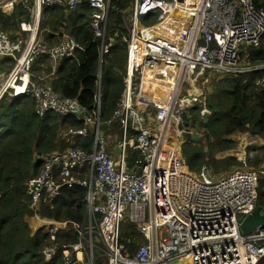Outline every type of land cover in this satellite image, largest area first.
<instances>
[{
  "label": "built area",
  "instance_id": "2783aa9c",
  "mask_svg": "<svg viewBox=\"0 0 264 264\" xmlns=\"http://www.w3.org/2000/svg\"><path fill=\"white\" fill-rule=\"evenodd\" d=\"M85 1L93 12V42L103 40V56L113 45L105 42L110 0H0V10L15 3L29 13V19L19 23L20 37L0 30V58L12 60L10 68L0 67V106L5 98L30 93L40 116L55 111L83 118L82 127L62 130L66 140L88 135L89 125L94 128L92 151L72 146L53 153L42 172L26 182L32 206L50 203L64 187L87 189L88 224L71 226L81 240L44 246L45 261H52L63 247V264H96L101 255L107 264H258L264 259V227L248 235L241 230L243 219L257 208L256 172L235 170L215 180L201 178L174 164L175 157L166 155V149L190 129L186 113L205 105L200 95L181 90V81L206 71L239 74L264 68V62L241 60V51L263 47L264 0L259 5L256 0H133L124 19L129 33L124 88L108 121L118 120L122 128L118 158L107 149L100 130V93L87 117L78 98L62 96L45 82L47 76L33 71L36 59L48 55L53 61L50 75L57 78L58 64L84 50L71 34L43 28V23L49 19L46 7L68 11ZM151 14L157 15V25L141 26L140 17ZM159 25L170 34L156 33ZM163 65L170 87L159 98L149 83L154 75L149 79L145 72ZM257 85L264 86V77ZM129 148L140 157L132 169L127 166ZM124 220L137 224L146 237L133 252L121 240ZM58 229L54 225L48 231Z\"/></svg>",
  "mask_w": 264,
  "mask_h": 264
},
{
  "label": "trees",
  "instance_id": "16d2710c",
  "mask_svg": "<svg viewBox=\"0 0 264 264\" xmlns=\"http://www.w3.org/2000/svg\"><path fill=\"white\" fill-rule=\"evenodd\" d=\"M263 0H256L259 2ZM264 2V1H263ZM131 0H111L108 33L115 37V44L103 61L102 91L104 103L101 107V121L107 123L113 118L117 102L124 87L123 78L127 70V44L122 36L127 34L122 27L123 14L130 9ZM20 10L23 6H19ZM8 16L0 12V28L7 29L10 24L17 25L20 16ZM49 12L47 24L56 31H67L82 42L84 50L77 54L74 62L65 61L58 69V79L50 78L56 90L67 98H78L82 107L90 114L94 112L98 84V66L100 52L93 42V34L85 18L90 11L85 3L80 9L65 12L63 9L46 7ZM63 21H68L64 26ZM79 22V23H78ZM50 39V36L47 37ZM247 60V58H246ZM249 60H264V45L261 50L250 51ZM264 75V74H263ZM215 87L208 95L207 106L210 113L205 120L198 118L195 107L186 115V123L191 128L204 131L200 139L191 138L190 131L185 135L182 145L183 161L191 171L200 172L207 165L215 171H231L232 167L244 166L236 157L218 158L216 153L229 149L235 141L229 136L234 132L249 127L253 134L264 137V86L255 84L257 74L250 76H216ZM248 78V79H247ZM245 79H247L245 81ZM20 100V99H19ZM3 99L0 109V264H62L63 247L55 258L45 261L41 249L50 243H76L75 233H50L44 229L32 232L26 216L41 214L56 220L84 222V206L87 189L75 185L64 187L56 199L50 203L32 206L26 182L39 174L43 161L36 160L38 155L49 156L57 150L63 151L69 146H85L91 151L90 136L78 135L74 144L65 143L59 138V131L67 127H82L84 120L79 115L61 116L53 111L40 116L35 111V100L30 96L16 101ZM193 111V112H192ZM11 112V114H9ZM193 115V119L190 115ZM11 115V116H10ZM111 129L119 130L120 122L114 120ZM107 128V126H105ZM176 151L178 150L175 149ZM256 153L254 158L249 155ZM248 165L259 167L264 163V144L248 147ZM177 165V158H175ZM258 206L264 207V178L259 181ZM121 240L128 251H135L146 242V237L138 231L137 224L124 220L121 224ZM96 264H107V258L97 256ZM258 264H264L261 259Z\"/></svg>",
  "mask_w": 264,
  "mask_h": 264
},
{
  "label": "crops",
  "instance_id": "0c3cea01",
  "mask_svg": "<svg viewBox=\"0 0 264 264\" xmlns=\"http://www.w3.org/2000/svg\"><path fill=\"white\" fill-rule=\"evenodd\" d=\"M85 3L88 4V2L85 1L82 4H79L78 6H76L74 9H71V10H68V11H65L63 8H60V7H55V8H60V9H63L65 12H70V11H75V10L80 9ZM14 4L15 3H13V4H11V5L7 6V7H5L4 9H1L0 12L6 14L8 16L17 15V13H18V7L19 6H23V5L22 4H15L14 5ZM132 5H133V0H131L130 9L128 11H126V13L123 14V22H122L121 25L124 28H126V26L124 25V19L129 17L130 10H131ZM51 7H54V6H51ZM88 7H89L90 11L88 12V14L86 16L85 21L89 24L90 29H91V32L93 34L92 27H91V16H92L93 12H92V9L90 8L89 4H88ZM19 11H20L19 14L20 13L21 14L16 19L17 25L10 24L7 29L0 28L1 31L2 30L3 31H6L7 33H9L10 35H12L13 37H20L21 33H20L19 23L24 18L25 19H29V13H28V10L24 8V6H23V8H21V10H20V7H19ZM110 11H111V0L109 2V13H110ZM141 17L144 18V19H146V21L148 23H143L141 21ZM141 17L139 19L140 20L139 22H140V25L141 26H143V27H150V26H156L157 25V15L156 14H151V15H146V16H141ZM68 23H69L68 21H63L64 26L68 25ZM109 25H110V21L108 19V25H107V29H106L105 42L106 43H109L110 41H112V44H113L111 46V48H112L114 46V44H115V41H116L115 40V37L116 36L109 35V33H108ZM44 27L53 28V27H51V26H49L47 24V21L46 20L43 23V28ZM159 30L162 31V33L165 34V35L170 34V32L168 33L167 29H165V25H159L157 27V29H156V33H159ZM126 31H127V34H124L122 36V38H123L124 41H125V38L129 34L127 28H126ZM64 32L65 33H69V32H67L65 30H64ZM93 38H94V34H93ZM52 39H53V36L50 35V39H48V40L51 41ZM80 43L82 44V42H80ZM102 43H103V40H101V39L96 42V45H98V49H99V52H100V56H99V66H98V71H97L98 72V79H99L98 84H97V94L100 93V95L102 96V105H103V103H104V94H103V91H102L103 90L102 89L103 61H104L105 56L107 54H109L110 52L107 53V54H104L103 56L101 55L100 47H101ZM263 45H264V40L262 42V46ZM111 48H110V51H111ZM250 51L255 52V51L250 50V49H248V51H244V50L241 51V60L242 61H244L246 63H249V64H252V65H259V64H261V63L264 62V60L257 61V62H254V61L249 60ZM77 54H76V56L73 59H67L66 61H69L70 63L71 62H74L76 60V58H77ZM127 58H128V55H127ZM246 58H247V60H246ZM11 62H12V60L5 59V58H0V67H3V65H4L5 68L6 67L10 68L11 67ZM62 63L63 62H60L58 64L57 68H56V76H57V78H55V77H53V76L50 75V73L52 71V64H53L52 59L48 55H40L36 59V61L34 63L33 71L35 73L41 74L43 76H47L45 82H49V83H51L53 85V83H52V81H51L50 78H53L55 80L58 79V72H59L58 69H59V67H60V65ZM165 67H166V65H163L161 68H159L156 71H153V70L152 71H149V74L148 75L145 72L146 76L149 79H150V76L151 75H154L155 78H153L152 80H149V83H150V85L153 88L157 89L159 98H162L164 96V93L167 92V90L170 87V84L167 81H165V79L163 78L164 74L162 72L164 71V68ZM126 72H127V70H126ZM213 74L216 75V76H219V78H221L220 76H225V75H231L230 77H236L238 75L250 76V75H253V74H257V77L255 79V84L257 85V81L260 78L264 77V75H263L264 74V68L263 69H259L258 71H255V72L239 73V74H226V73H221L219 71H216V72H214V71H212V72L211 71H206L205 74H199L197 76H189V77H187L188 79H184L183 81H181V90L187 91V92H190V93H195V94H198V95H200V94L206 95L205 97H203L202 95H200L202 98H204L205 105H202L201 104V105L194 106L196 110L198 108H200V110L198 111V118L200 120L201 119L202 120H205L206 117H207V115L210 113V109L207 106V99H208L209 93H211L213 91V89H214L212 87V85H211V82L213 83V81L216 80L215 77L213 76ZM125 76H126V74H125ZM125 76H124V78H125ZM124 78H123V82H124ZM247 79H245V81ZM201 83H202L201 86H199V87L196 86V84L200 85ZM202 86L204 87V90H203ZM53 87H54V85H53ZM54 89L56 90L55 87H54ZM197 90H200L199 91L200 94L197 92ZM97 94H96V96H97ZM24 96H26V95H21V100L24 99ZM30 98L33 100V96H30ZM14 99L15 98H8L9 101H14ZM95 102H96V99H95ZM102 105H101V107H102ZM13 106H14V104H13ZM204 107H205V109H207L206 112H203L202 111ZM0 109H1V106H0ZM14 109H16V103H15V106L13 108V112H14ZM35 111L37 113V104H35ZM53 112H55V111H53ZM55 113H57V112H55ZM189 113H191L190 110L188 111V113H186V115L189 114ZM9 114H11V112ZM186 115H185V119H186ZM190 116H191L192 120H194L193 119V115L191 114ZM199 119H197V121H196V124H197L196 127L192 128L193 130L196 131V133L192 134V132L190 131V129H191V126H190V129L187 130L183 134V138L182 139H180V140L179 139L178 140L175 139L173 141V142L176 141L177 144L176 143L175 144L174 143H171L170 145L167 146L166 155H170V153H172L173 157L177 158V164H179V167H181V169H186V170H188V171H190L192 173L200 174L201 178H209V179L215 180V179H218L221 176V174L223 175V173L224 174H227V173H230V172H234L235 170H248V169H242V167L239 166V167H232L233 170H231L229 172H227V171H215L210 165L205 166L203 168V170H201L198 173L190 170L189 166L186 163H184V161H183V153H182V147L181 146L185 142V135L188 133V131H190L191 138L200 139L201 137H203L204 131L199 129V124H200V120ZM113 124H114V122L112 124H108V121H107V123L105 124V123H102V121H101L100 130H101V132L103 133V135L106 138L107 149L109 150V152L113 156H115L116 158H118L119 153H120L119 143H120V140L122 138V128H121V125H120L121 133H120L119 130H116L115 131V130L111 129V127H112ZM102 125H104V127L107 126V128L105 127L104 129H101V126ZM0 127H1V122H0ZM87 128L91 132L88 135H86V136H84V135H82V136L83 137H89L90 136L89 145L86 146V147H90L91 148V151H92V149H93V143H94V135L92 134V131L94 130V128L91 125H89ZM63 129L64 128H62L59 131V138L62 139V140H64L65 143L74 144L76 138L73 141H69V140H66L65 138L62 137V130ZM243 132H248L251 137H253L255 139H261L264 142V137L261 136V135L253 134L249 127H244L243 129L234 132L229 137L231 139H233V140H235L234 137L235 138H242V140H243L245 136L243 137V134L239 136V134H241ZM134 135L135 134L133 133V136ZM235 142L236 143H235V145L233 147H231L229 149H225V150H221V151L217 152L216 153V157H218V158L236 157L239 161L246 162V160H247V152L246 151H243V152L241 151V152H236V153L235 152L234 153H230V151L234 150V148H237V146H238V142L236 140H235ZM69 147H71V146H69ZM69 147H67L63 151L67 150ZM79 147H83L84 148L85 146H82L81 145ZM177 148H178V150L176 151L175 149H177ZM63 151L57 150L55 152H52L49 156H46V155H38L36 157V160H42L43 163H44V161L48 157H50L53 153L63 152ZM127 154H128V157H127V166H128L129 169H132V167L135 165V161L140 158L139 157V152L137 150H133V149L129 148ZM174 164H175V159H174ZM43 167H44V165H43ZM251 169H253L256 172V174L259 173L260 174V179H262V177H261V171L259 169H255V168H251ZM138 170L140 171L141 168L138 169ZM258 185H259V183H258ZM84 206L86 208V217L84 219V222H82V224L87 225L88 224V209H87V205H86L85 201H84ZM29 219H32V221L30 222ZM26 220L29 223V225L31 226V228H33V233H35L39 229H44L45 231L48 232L49 227H52V226L56 225V226L59 227V229L56 232L64 233L65 231H68L69 233H75L76 234V232L74 231V229L71 228L72 223L75 222V221H71V220H61V221H59V220H56V219H53V218L44 217L41 214H35V215H32V216H26ZM64 223H68L67 224L68 228H65L64 227ZM79 223H81V222H79ZM50 233H53V232H50ZM78 240L80 241L81 240V237H78ZM78 242H76V243H78ZM51 244H54V243H51ZM58 244H59V242H58Z\"/></svg>",
  "mask_w": 264,
  "mask_h": 264
},
{
  "label": "rangeland",
  "instance_id": "374dc122",
  "mask_svg": "<svg viewBox=\"0 0 264 264\" xmlns=\"http://www.w3.org/2000/svg\"><path fill=\"white\" fill-rule=\"evenodd\" d=\"M141 21L143 22V23H148L147 21H146V19H144V18H142L141 17ZM186 79H188V78H186ZM215 83H212L211 82V85H212V87L214 88L215 87V85H214ZM202 85V83L200 84V85H198V84H196V86L197 87H199V86H201ZM202 88H203V90H204V87L202 86ZM199 91L200 90H197V92L199 93ZM196 92V93H197ZM200 94V93H199ZM200 95H202V94H200ZM203 97H205L206 95H202ZM24 97H26V96H24ZM21 100V95H19L17 98H16V100H18V101H20ZM103 123V122H102ZM115 123V122H114ZM105 127H104V125H102L101 126V129H104ZM190 131L192 132V134H194V133H196V131L195 130H193L192 128L190 129ZM243 134V137H244V139L242 140V138H235L234 137V139L238 142V146H237V148H234V150H232V151H230V153H236V152H243V151H246L247 152V158H248V147L249 146H251V145H254V144H256V145H263L264 144V142H263V140H261V139H255V138H253V137H251L250 136V134L248 133V132H243V133H241V134H239V136L240 135H242ZM203 135H204V133H203ZM238 139V140H237ZM234 140V141H235ZM236 143V142H235ZM247 143V144H246ZM237 145V144H236ZM182 147V146H181ZM171 155H172V153H171ZM254 155H256V153H253V154H250L249 156L251 157V158H254ZM247 161V160H246ZM47 162V159L44 161V165H45V163ZM244 163V166H242V169H251V168H255V169H259L260 171H261V177L262 178H264V163L262 164V165H260L259 167H252V166H250V165H248V162H243ZM44 168V167H43ZM43 168H42V170H43ZM42 170L40 171V173L42 172ZM39 173V174H40ZM224 174V173H223ZM38 175V174H37ZM37 175H35V176H37ZM222 175V174H221ZM257 176L259 177V181L261 180L260 179V174L259 173H257ZM32 178V177H31ZM258 189V188H257ZM258 192V191H257ZM258 202V201H257ZM259 206L257 205V208H258ZM256 208V209H257ZM255 209V210H256ZM29 216V215H28ZM32 216V215H31ZM30 218V217H29ZM29 221L31 222L32 221V219H29ZM29 224V223H28ZM30 226V225H29ZM31 227V226H30ZM31 230H32V232H33V228H31ZM51 244V243H50ZM46 245H48V244H45L44 246H46ZM43 246V247H44ZM97 253H99V251L97 250Z\"/></svg>",
  "mask_w": 264,
  "mask_h": 264
},
{
  "label": "water",
  "instance_id": "95a60500",
  "mask_svg": "<svg viewBox=\"0 0 264 264\" xmlns=\"http://www.w3.org/2000/svg\"><path fill=\"white\" fill-rule=\"evenodd\" d=\"M84 115L87 117L91 116L89 112H84ZM259 227H264L263 206H259L256 210L247 215L241 223V230L244 235L250 234L252 231Z\"/></svg>",
  "mask_w": 264,
  "mask_h": 264
},
{
  "label": "bare ground",
  "instance_id": "6f19581e",
  "mask_svg": "<svg viewBox=\"0 0 264 264\" xmlns=\"http://www.w3.org/2000/svg\"><path fill=\"white\" fill-rule=\"evenodd\" d=\"M24 93H26V92H24ZM21 94H22V93H21ZM21 94H19V95H21ZM19 95H17V97H18ZM24 95H25V94H24ZM28 96H32V95H31L30 93H27V94H26V97H28ZM17 97H16V98H17ZM16 98L14 99V102H13V103H14V106H15V103H17V102H16V101H17ZM33 99H34L35 102H36V99H35L34 97H33ZM36 104H37V102H36ZM172 143L175 144L176 141H175V142H172ZM176 144H177V143H176ZM197 176H198V175H197Z\"/></svg>",
  "mask_w": 264,
  "mask_h": 264
}]
</instances>
